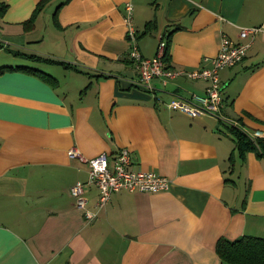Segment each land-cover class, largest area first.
<instances>
[{
  "label": "crops",
  "instance_id": "1",
  "mask_svg": "<svg viewBox=\"0 0 264 264\" xmlns=\"http://www.w3.org/2000/svg\"><path fill=\"white\" fill-rule=\"evenodd\" d=\"M39 1L0 0V66L49 75L0 71V264H226L220 236H264V152L240 158L229 129L264 128V30L239 37L262 22L264 0H46L25 29ZM125 2L141 54L154 55L162 37L165 66L184 73L137 85ZM222 35L250 43L218 70L221 115L169 108L205 93L207 80L186 72L211 65ZM120 147L131 169L158 172L168 189H120L96 210L98 190L84 184L86 206L76 207L69 188L86 182L88 166L68 152Z\"/></svg>",
  "mask_w": 264,
  "mask_h": 264
},
{
  "label": "built area",
  "instance_id": "2",
  "mask_svg": "<svg viewBox=\"0 0 264 264\" xmlns=\"http://www.w3.org/2000/svg\"><path fill=\"white\" fill-rule=\"evenodd\" d=\"M123 9L126 37L128 38L126 57L133 64L137 85L143 89L152 90L151 81L154 78H161L165 82L168 78L184 73L181 70L165 66L163 60L165 40L162 37L158 39L154 55L146 57L141 54L136 41L137 31L132 22V4L125 2ZM259 30H264V19L256 26L241 27L239 37L245 38L249 33ZM249 43L250 41L234 42L227 36L222 35L216 54L210 59L211 65L186 72L190 77L207 80L205 93L203 95H193L190 98H171L166 105L189 116L199 113H207L214 116L221 115L223 100L218 70L239 62L244 57ZM232 126H236L235 123ZM243 131L252 140L256 138L264 139V128H254L251 132ZM68 154L79 157L88 166L86 182L77 181L69 188V193L74 198L76 207L81 209L86 206V199L83 196L84 184L94 185L98 190L95 201L96 210L109 200L114 191L120 189L159 192L169 187L168 178L152 169H131L132 158L130 150L126 147H120L110 156L105 152H101L94 157L84 158L74 149L70 150ZM96 210L85 209L84 216L90 220L94 217Z\"/></svg>",
  "mask_w": 264,
  "mask_h": 264
},
{
  "label": "trees",
  "instance_id": "3",
  "mask_svg": "<svg viewBox=\"0 0 264 264\" xmlns=\"http://www.w3.org/2000/svg\"><path fill=\"white\" fill-rule=\"evenodd\" d=\"M45 1L46 0H40L34 7L30 17L22 22L25 29H29V27L33 25L35 15L41 9ZM6 6V3H0V15L3 13ZM54 21L56 22L55 15ZM153 23V20H147L144 23L142 33L143 31L150 30L153 27ZM14 53H20L35 60L48 59L32 53L20 51H15ZM166 58H168L167 55ZM11 68L24 69L28 72L36 73L42 78L49 77L48 74L33 66L1 65L0 71ZM229 129L235 140V147L240 158H243L244 152L250 149H259L258 151L264 152L263 138L252 140L242 129L237 128V126H230ZM215 252L219 256L221 262L226 264H264V236L241 234L233 239L220 236L215 242Z\"/></svg>",
  "mask_w": 264,
  "mask_h": 264
},
{
  "label": "rangeland",
  "instance_id": "4",
  "mask_svg": "<svg viewBox=\"0 0 264 264\" xmlns=\"http://www.w3.org/2000/svg\"><path fill=\"white\" fill-rule=\"evenodd\" d=\"M1 43V42H0Z\"/></svg>",
  "mask_w": 264,
  "mask_h": 264
}]
</instances>
